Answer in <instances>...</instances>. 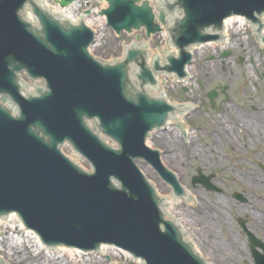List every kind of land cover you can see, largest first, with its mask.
<instances>
[{
  "label": "water",
  "instance_id": "water-1",
  "mask_svg": "<svg viewBox=\"0 0 264 264\" xmlns=\"http://www.w3.org/2000/svg\"><path fill=\"white\" fill-rule=\"evenodd\" d=\"M39 1L70 20L88 9L89 27L35 0H0V217H19L0 218V264H254L249 248L264 264L253 248L264 246V44L238 16L259 32L264 0H162L179 52L166 61L162 35L131 32L161 30L152 0ZM231 15L241 20L223 26ZM222 29L224 43L194 50L188 80L158 74L156 85L155 71L185 76L187 48ZM132 42L161 62L147 65L146 46L125 51ZM23 73L43 84L27 92ZM160 91L193 108L182 117L187 107Z\"/></svg>",
  "mask_w": 264,
  "mask_h": 264
},
{
  "label": "flooded vegetation",
  "instance_id": "flooded-vegetation-1",
  "mask_svg": "<svg viewBox=\"0 0 264 264\" xmlns=\"http://www.w3.org/2000/svg\"><path fill=\"white\" fill-rule=\"evenodd\" d=\"M251 128L253 129V132H255L256 134H258V135L260 136V132H259V130H260L261 128H259L258 126H257V128H255L254 125H252ZM249 129H250V128H249ZM252 129H250V130H252Z\"/></svg>",
  "mask_w": 264,
  "mask_h": 264
}]
</instances>
